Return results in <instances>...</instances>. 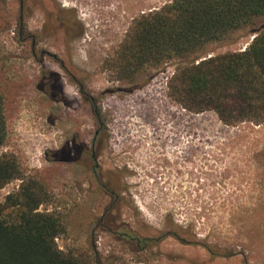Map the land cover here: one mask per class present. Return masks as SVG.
I'll list each match as a JSON object with an SVG mask.
<instances>
[{"label":"rangeland","instance_id":"374dc122","mask_svg":"<svg viewBox=\"0 0 264 264\" xmlns=\"http://www.w3.org/2000/svg\"><path fill=\"white\" fill-rule=\"evenodd\" d=\"M169 1L0 0V155L43 186L39 209L65 228L57 246L83 264H264V123L183 108L167 86L174 60L126 80L110 68L133 21ZM263 27L264 16L199 54L241 51ZM98 128L94 172L70 144L89 148ZM122 232L161 240L142 249Z\"/></svg>","mask_w":264,"mask_h":264},{"label":"trees","instance_id":"16d2710c","mask_svg":"<svg viewBox=\"0 0 264 264\" xmlns=\"http://www.w3.org/2000/svg\"><path fill=\"white\" fill-rule=\"evenodd\" d=\"M262 16L264 0H170L133 21L110 68L116 79L126 80L142 68L174 60L177 66L167 86L183 108L211 110L227 126L264 123V27L253 32L241 51L199 54L207 43ZM6 135L0 92V145ZM15 179L21 180L18 189L0 203V264H83L57 246L55 239L65 228L58 215L39 209L48 202L43 186L25 178L12 154H1L0 189ZM171 226L174 231L168 234L182 237L181 227ZM187 235L192 237L191 226Z\"/></svg>","mask_w":264,"mask_h":264},{"label":"flooded vegetation","instance_id":"af4514ba","mask_svg":"<svg viewBox=\"0 0 264 264\" xmlns=\"http://www.w3.org/2000/svg\"><path fill=\"white\" fill-rule=\"evenodd\" d=\"M69 28V25L67 24L66 25V29ZM81 88V87H80ZM86 98L87 96L84 95ZM89 101L92 103V105L94 106V108L96 107V102L94 100L93 97L89 96ZM87 98V99H88ZM100 134V129H94V132H93V137L91 139V146L89 148H86V146L83 145V143H76V142H72L70 145L72 146V149L77 153L78 151L80 152L81 149H83V152L85 154V156L89 159V160H92L94 161V164H93V169H94V172H95V167H96V146H97V138ZM78 152V153H79ZM95 175V173H94ZM103 188H104V191L106 192V188L104 187V185H102ZM113 192L109 193V196H113L112 195ZM117 195H115L116 197ZM121 235L124 237H122V239L124 241H127V242H130V241H136V244H137V247H140L142 249L145 248L146 245H148V243L152 242L153 244H158L159 241L161 240V237H154L152 239H145L144 237H133L131 236V234H128L126 232H122ZM128 235V236H127ZM130 235V236H129ZM129 237V238H128ZM150 241V242H149ZM186 241V239L184 240V242Z\"/></svg>","mask_w":264,"mask_h":264},{"label":"bare ground","instance_id":"6f19581e","mask_svg":"<svg viewBox=\"0 0 264 264\" xmlns=\"http://www.w3.org/2000/svg\"><path fill=\"white\" fill-rule=\"evenodd\" d=\"M65 1H66V0H65ZM75 1H77V0H75ZM12 2H13V1H12ZM63 2H64V1H63ZM13 4H14V3H13ZM71 4H72V3H71ZM74 4H75V3H74ZM120 5H121V4H120ZM62 7H63V6H62ZM72 7H73V6H72ZM127 102H128V101H127ZM132 105H133L134 108H135L134 110H136V107H135V105H134L133 102H132ZM123 106H127V104H126V105L123 104ZM124 108H125V107H124ZM129 108H130V107H129ZM134 112H135V111H134ZM135 117H136V116H135ZM138 140H139V139H138ZM121 158H122V157H121ZM126 165H127V164H126ZM131 165H133V163H132ZM129 166H130V164H129ZM127 169L130 170V171H131V170L133 171V168H131V167H128Z\"/></svg>","mask_w":264,"mask_h":264}]
</instances>
